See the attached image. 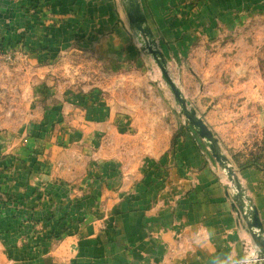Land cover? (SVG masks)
Returning a JSON list of instances; mask_svg holds the SVG:
<instances>
[{
    "label": "crops",
    "instance_id": "1",
    "mask_svg": "<svg viewBox=\"0 0 264 264\" xmlns=\"http://www.w3.org/2000/svg\"><path fill=\"white\" fill-rule=\"evenodd\" d=\"M139 1L176 83L221 148L230 147L241 135L232 131L239 121L231 113L257 109L258 87L250 86L245 106L236 75L224 82L222 75L242 70V53L227 56V41L264 13V0ZM136 37L124 0H0V47L16 60L0 63V95L12 89L3 80L11 73L25 80L18 88L29 99L19 127L0 115V264H206L211 253L239 249L235 234L243 229L253 239L190 129L174 136L178 126L167 118H129L107 98L99 118L60 115L64 130H49L50 94L61 89L45 81L49 67L64 53L94 47L106 70L141 74L146 62ZM67 88L58 93L63 108L85 99ZM233 162L264 228V168ZM202 226L216 237L193 249L191 236Z\"/></svg>",
    "mask_w": 264,
    "mask_h": 264
},
{
    "label": "rangeland",
    "instance_id": "2",
    "mask_svg": "<svg viewBox=\"0 0 264 264\" xmlns=\"http://www.w3.org/2000/svg\"><path fill=\"white\" fill-rule=\"evenodd\" d=\"M132 28L137 36L135 40L136 44L144 54L146 62L144 72L141 74L113 73L106 70L105 64L96 58L94 47L84 48L81 51L74 49L69 54L64 53L59 60L49 67L46 72H48L47 77H50L47 78L45 76V81L50 86L53 84V88L56 89H63L67 86L65 94H68L69 91L75 99H79V95L81 96L83 93L85 95V99L80 100V104L78 103L76 107L63 108V106L59 105L61 98L58 93H62L61 89L60 91H53L50 94L51 117L47 118L46 116L44 118L45 120H49L51 124L49 130L52 129V131H57V133L61 132L62 129L64 130V125L62 124L64 119L59 118L60 115L61 117L66 115L69 118H75V115L81 114L85 121L99 118L101 112L98 105L102 101L103 103L100 104L106 106L105 100L107 98L110 99L114 108L117 106L115 109L120 110L117 113L121 112V114L129 116V118H141V120H145L147 123L148 121H155L157 118H167L166 121L169 127L175 128L178 126V129L174 132V136L180 134L184 128L185 130L188 128L195 133L200 140L201 146L206 150L214 165H216V170L220 173L221 178L228 183L230 191L235 194V183L229 179L227 171L218 166V162L212 155L206 141L182 114L180 106L176 103L173 94L162 77L160 68L152 55L144 49V45L133 25ZM233 36L237 37L238 40L233 38ZM229 37L226 55L231 56L234 51L240 50L242 55L237 60V63L242 64V70H237L236 72L230 70L227 74L222 75V79L224 82L231 81L234 83L235 79L232 80L231 78L232 75H236V86L239 90L242 88L243 95L239 102L243 101L245 106L246 102H250V86L253 84L254 87H258L257 94H253V100L257 102L258 107L252 112H249L245 107L243 112L240 110L239 112L234 111L231 113L233 118L239 121L236 122L237 125L235 124L237 130L233 129L232 131L233 133L237 131L241 135L237 139H232V147L226 148L225 146L222 150L229 157L233 165H235V162H233L235 159L237 164L245 166L252 162L260 164L264 168V13L248 18L242 24V28L236 32V35L232 34ZM13 61L16 60L14 59ZM13 61H8L4 58L0 59V63L7 62L12 63V65ZM5 66H9L12 71L11 67L13 66L6 64ZM169 71L179 84V76L174 73L172 67H169ZM0 74L2 73L0 72ZM3 80L4 86L12 89L7 90L4 87L5 90L1 92L0 99H3L2 103L4 107L0 111V115L10 118L11 124L9 125H12L14 128L15 126L19 127L21 123L18 120L25 118V112L29 111V106L23 105V102H29V99L25 101L26 92L18 88V85L22 83L19 81L25 80H20V77L17 78L16 75L11 73L4 76ZM138 84L146 85V90L137 92L136 86ZM128 88L129 90H127ZM253 90L255 91L256 89L253 88ZM125 95H129V97L126 99ZM141 95H143V98L140 97ZM236 105H238V102ZM162 120L164 124V119ZM85 121L81 123L90 124ZM66 126L69 127L68 124ZM10 130L13 131L15 129L10 128ZM96 178L99 184L103 183L102 175L96 176Z\"/></svg>",
    "mask_w": 264,
    "mask_h": 264
},
{
    "label": "water",
    "instance_id": "3",
    "mask_svg": "<svg viewBox=\"0 0 264 264\" xmlns=\"http://www.w3.org/2000/svg\"><path fill=\"white\" fill-rule=\"evenodd\" d=\"M124 1L130 22L138 32V36L144 45V49H146L152 55L154 61L160 68L162 77L173 94L176 103L180 106L182 114L188 119L189 123L195 127L198 134L206 141V144L211 150V153L215 157L216 161L227 171L229 179L235 183L236 192L233 196L234 206L237 212L246 221V224L251 231L253 240H255L257 243L264 244V240L260 239V237L263 235L264 228L257 207L253 204L251 198L246 195L229 157L223 152L214 132L206 124L204 119L197 113L196 109L185 97L181 88L171 75L168 68V63L158 46L157 40L142 10L140 1Z\"/></svg>",
    "mask_w": 264,
    "mask_h": 264
},
{
    "label": "clouds",
    "instance_id": "4",
    "mask_svg": "<svg viewBox=\"0 0 264 264\" xmlns=\"http://www.w3.org/2000/svg\"><path fill=\"white\" fill-rule=\"evenodd\" d=\"M239 249H221L211 253L206 264H264V244L257 243L249 235L248 229L236 233ZM215 229L209 226L198 228L191 236L193 249H205L215 239ZM264 240V235L260 237Z\"/></svg>",
    "mask_w": 264,
    "mask_h": 264
},
{
    "label": "built area",
    "instance_id": "5",
    "mask_svg": "<svg viewBox=\"0 0 264 264\" xmlns=\"http://www.w3.org/2000/svg\"><path fill=\"white\" fill-rule=\"evenodd\" d=\"M0 57L8 61H13L15 59V53L12 50H2L0 49Z\"/></svg>",
    "mask_w": 264,
    "mask_h": 264
},
{
    "label": "trees",
    "instance_id": "6",
    "mask_svg": "<svg viewBox=\"0 0 264 264\" xmlns=\"http://www.w3.org/2000/svg\"><path fill=\"white\" fill-rule=\"evenodd\" d=\"M0 49L4 50L2 47H0ZM250 164L258 165L257 163H252V162L247 165H250Z\"/></svg>",
    "mask_w": 264,
    "mask_h": 264
}]
</instances>
